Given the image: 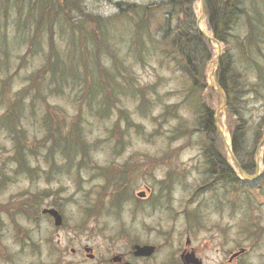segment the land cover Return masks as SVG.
Segmentation results:
<instances>
[{"label": "rangeland", "instance_id": "obj_1", "mask_svg": "<svg viewBox=\"0 0 264 264\" xmlns=\"http://www.w3.org/2000/svg\"><path fill=\"white\" fill-rule=\"evenodd\" d=\"M79 1L92 15L108 18L115 13V0ZM124 1L154 4L155 14L160 12L155 6L159 0ZM15 5L11 1L4 7L15 14ZM20 5L24 8L25 0ZM242 7L251 13L259 10L264 24V0H245ZM193 8L199 17V0ZM205 19L202 30L211 36ZM121 23L105 31V44L102 34L97 35L102 48L94 61L100 70L95 76L89 68L83 70V90L70 83L58 88L59 93L45 83L46 77L39 78L41 82L35 77L45 61L50 30L27 48L17 37L16 25L9 26L0 49V264H109L114 252L125 250L135 239L157 246L150 260L136 264H181L179 255L189 248L202 264H222L239 247L247 251L234 259L236 264H264V181L253 185L249 198L239 184L235 188L225 180L213 190L199 189L218 168L208 167L210 159L204 152L208 136L198 123V111L186 100L190 80L173 63L162 61L158 48L147 52L143 63L136 61ZM253 24L247 25L240 15L232 26L229 47L219 44V59L225 52L237 61L242 75L239 85L257 90H247L240 101L249 129L245 139L251 142L254 132L264 133V123L258 126L264 114V57L257 55L252 64L245 56L249 30L255 32L260 22L253 20ZM6 26L0 22V31ZM67 30L52 29L63 59L71 49ZM207 43L212 58L203 72L202 97L213 112L220 107L217 124L230 144L232 119L226 103L238 86L234 89L225 81L228 90L225 106L221 105L213 78L218 49L214 42ZM114 57L119 66L129 67V77L116 71ZM15 98L19 100L16 123L8 127L11 119L4 113L7 106L12 110L9 102ZM66 132L75 133L81 150L72 153L61 144ZM215 140L230 171L237 174L220 134ZM245 158L243 165L250 159ZM259 171L264 172V142ZM139 192L144 196H138ZM47 205L59 211L61 226H54L41 213ZM187 237L190 242L185 246ZM85 246L93 249L94 260L87 258Z\"/></svg>", "mask_w": 264, "mask_h": 264}, {"label": "trees", "instance_id": "obj_2", "mask_svg": "<svg viewBox=\"0 0 264 264\" xmlns=\"http://www.w3.org/2000/svg\"><path fill=\"white\" fill-rule=\"evenodd\" d=\"M11 1L13 3L16 2V15L4 7V5H7ZM22 1L24 0H0V3L3 4L0 6V13L2 15L0 22L7 24L5 27L6 31H0V49H4L9 28L15 25L16 28L14 29H17V37L21 38V42L27 48L31 47V44H37L41 41L48 35L47 31L50 30L48 37H46L48 47L43 58L45 61L40 68L36 69L37 73L35 77L37 80L41 79V77H46L47 82L45 83L52 84L54 86L53 89L57 90L60 88L62 90L64 86H68L71 83L75 87L80 86L81 91L83 90L82 86L84 87L86 83V74L83 70L85 69L86 71L89 68L91 76H95V71L100 70L99 65L95 64L102 48V46H99L100 42L96 41L97 35L102 34L103 36V34H106L105 31L111 29V26L118 24L119 21H122L121 24H123L126 30L125 41H129V53H132L131 55L134 56L136 61L143 63L145 56L149 54L147 52H151V50L157 48L160 49L159 52L163 57L162 61L173 63L177 70L182 74L184 73L190 80V86L186 92V100H190L189 104L198 111V123L202 125V130L210 137V142L204 150L206 157L210 159L208 167L211 170L218 168L215 173L212 171L215 176L222 175L230 183L234 182V174L230 171L226 159L220 154L217 140H215L217 133L213 127V111L205 104V99L202 97V92L206 86L203 72L212 54L208 43L196 31V15L193 6L197 0H159L155 5L160 9L157 15L154 12V4L115 0L112 1L115 13L108 18H102L97 14L92 15L85 12L79 0H25L24 8L20 5ZM239 3H241V7H239ZM244 3L245 0H205V20H207L208 29L211 31L213 37L224 45L228 44L232 26L240 15L245 18L249 26L254 27L253 20L259 21L260 25L256 27L255 32L249 30L248 35L250 36H248L245 44L248 51L245 54L247 56L246 61L249 62L250 60L249 63L253 64L257 55L258 57H264V53L262 52L264 32L261 30L264 27L261 25L264 24H262L259 10L255 9L251 13L242 7ZM13 8L11 10L14 11ZM75 14H80V16H76ZM7 21H10L12 24H8ZM54 26L58 27L59 30L65 27L68 29L67 37L72 47L70 46V52L65 55L67 58L63 59L60 51L56 49L52 31ZM255 33L261 36L258 35L256 41H253ZM119 36L121 41L124 42L123 35L120 34ZM103 41H105L103 44L107 41L104 36ZM165 45L169 47L168 51H166ZM162 52H166V54ZM27 53L31 55L33 52L29 49ZM170 53L171 58L169 61L166 57H169ZM242 53L244 54L245 52ZM93 55L96 56V59L91 57ZM110 56H113V54ZM114 59V68L120 72V76L124 78L129 77V67L119 66L118 59L116 57ZM162 61L160 62L162 63ZM235 61L224 52L218 62L216 82L222 87L224 93L228 90L225 81L230 82L234 89L238 86L235 91H231L232 94L229 95L230 98L226 103L227 113L232 119L229 129L231 150L241 168L251 174L254 170L252 153H254L253 150H255L261 134L259 130L254 132L256 135L254 140H252L253 142L245 139V135L249 133V129L246 126L247 118L242 113V102L240 101L247 90L255 91V89L252 86L246 90V84L239 85V78L242 75H240V71H238V66L236 65L237 61ZM78 67L80 68L79 70ZM122 71H127V75H124ZM259 76L261 78V74ZM134 90L138 91L137 88H134ZM56 93H59V91L57 90ZM18 101L15 98L9 102V105L13 103L12 110L8 106L5 109L7 111H5L4 116L9 120L11 119V123L10 121L7 122L8 127L14 126L16 123L15 117L17 115L14 111L15 106L19 104ZM197 104H199V107ZM263 123L264 114L259 119L258 126H261ZM62 137L66 139L61 144L67 145L70 152L75 153V151L81 150L79 143L82 142L79 141L77 143L74 132H66ZM69 142L70 144H68ZM246 155L250 157V162L248 161V163L243 165L242 160L246 159ZM67 156L72 157L73 154H67ZM261 179L264 181V172L256 180L255 185L257 183L260 184ZM239 183L246 190V193H250L254 188L252 186L248 188L240 181ZM257 186L259 185L257 184ZM246 197L249 198L250 195L246 194Z\"/></svg>", "mask_w": 264, "mask_h": 264}, {"label": "water", "instance_id": "obj_3", "mask_svg": "<svg viewBox=\"0 0 264 264\" xmlns=\"http://www.w3.org/2000/svg\"><path fill=\"white\" fill-rule=\"evenodd\" d=\"M203 6H204V0H200L201 14H200V16L198 17V19H197V21H196V26H197V29L199 30V32H200V33H203V35H204L209 41H213V38H212V37H209V36H206L205 33L203 32V30H201L200 27H199V24H200V22H201V20H202V18H203ZM214 42L216 43V45H217V49H218L217 51L219 52L220 47H219V45H218V42L215 41V40H214ZM218 56H219V55L216 56V60L218 59ZM214 75H215V74H214ZM216 90H217V93H219V96H220V100H221L220 103L224 105V103H225L224 94H223L221 88H220L217 84H216ZM219 108H220V107H217V110L215 111V114H216V115L214 116L215 128H216L217 132L220 133V135H221V137H222V139H223V143H224L223 145H225L226 151H227L228 155H230V158L232 159V161L234 162V164L236 165V167H237V169H238V172H239V174L241 175V177H243V178H245V179H249V180L252 181V179H254V178L256 177V174L258 173V168H259V167H258V163H256V171H255V174H253V176H252V175H251V176L245 175V174L242 172L241 168H239V165H238L237 161L235 160V158L233 157V155H231V154H232V153H231V149H230L228 143L226 142V140H225V138H224V136H223V132L221 131L220 127H219L218 124H217V113H218V111H219ZM263 141H264V134H263V136H262V138H261V140H260V142H259V144H258V146H257V149L259 148L260 143L263 142ZM256 153H257V151H256ZM256 153H255V154H256ZM257 157H258V154H256V158H257ZM257 161H258V159H257ZM43 212L50 213V214L54 217V224H55V225H59V224H60V222H61V218H60V216H58L59 214H58L55 210H53V209H44ZM136 248H137L138 253H139L140 255H143V254H144V255H148V254L152 251V249H153V247H151V246H142V247H140V246H136ZM237 254H238V253H234V256L237 255ZM184 257H185V258H183V260H184V263H185V264H189L188 262H193L194 264H199V262H196V260H193V258H192L191 255H189V254L185 255Z\"/></svg>", "mask_w": 264, "mask_h": 264}, {"label": "flooded vegetation", "instance_id": "obj_4", "mask_svg": "<svg viewBox=\"0 0 264 264\" xmlns=\"http://www.w3.org/2000/svg\"><path fill=\"white\" fill-rule=\"evenodd\" d=\"M47 206L56 209L55 207H53V205H47ZM186 239L188 240V243H189L190 242L189 238L187 237ZM144 244L152 245V244L143 243V242L138 243V239L133 240L131 243L127 245L125 250L121 252H114V254H112V256L108 259L109 264H136V263L150 260L154 256V254L157 252V246L153 245L155 246L154 250L149 255L145 256L144 254L140 255L136 248V246H143ZM82 249L84 252H87L88 259L94 260L95 256L93 254V249L91 247L85 246ZM71 251L74 252V249H72ZM186 251H192L193 254L196 255L194 249L189 248V249H186ZM200 261L202 264L201 258H200ZM222 264H236V263L234 259L231 262H228V259H227L226 261H223Z\"/></svg>", "mask_w": 264, "mask_h": 264}, {"label": "bare ground", "instance_id": "obj_5", "mask_svg": "<svg viewBox=\"0 0 264 264\" xmlns=\"http://www.w3.org/2000/svg\"><path fill=\"white\" fill-rule=\"evenodd\" d=\"M201 28L204 29L203 26H202V24H201Z\"/></svg>", "mask_w": 264, "mask_h": 264}]
</instances>
